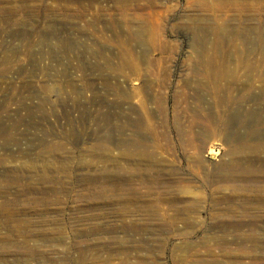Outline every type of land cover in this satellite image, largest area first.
I'll list each match as a JSON object with an SVG mask.
<instances>
[{
  "label": "rangeland",
  "instance_id": "374dc122",
  "mask_svg": "<svg viewBox=\"0 0 264 264\" xmlns=\"http://www.w3.org/2000/svg\"><path fill=\"white\" fill-rule=\"evenodd\" d=\"M44 2L0 11V264H264V0Z\"/></svg>",
  "mask_w": 264,
  "mask_h": 264
},
{
  "label": "bare ground",
  "instance_id": "6f19581e",
  "mask_svg": "<svg viewBox=\"0 0 264 264\" xmlns=\"http://www.w3.org/2000/svg\"><path fill=\"white\" fill-rule=\"evenodd\" d=\"M139 1L140 0H87V4L78 7L93 10L94 12L103 11L105 9L129 11L136 9L139 6ZM51 6L52 5H46L44 0H0V11L38 10L47 9ZM159 90L165 93L167 90L166 85H161ZM142 103L143 102L140 104L141 108L147 112L146 107ZM234 119L237 122L240 120L239 110L236 112ZM190 124L193 125V123ZM210 153L213 154L212 151Z\"/></svg>",
  "mask_w": 264,
  "mask_h": 264
}]
</instances>
